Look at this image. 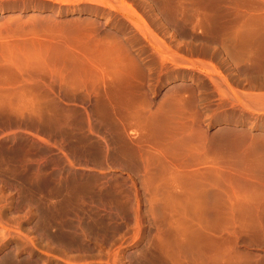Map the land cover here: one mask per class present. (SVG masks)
Wrapping results in <instances>:
<instances>
[{"label":"rangeland","instance_id":"rangeland-1","mask_svg":"<svg viewBox=\"0 0 264 264\" xmlns=\"http://www.w3.org/2000/svg\"><path fill=\"white\" fill-rule=\"evenodd\" d=\"M254 200L264 0H0V264H264Z\"/></svg>","mask_w":264,"mask_h":264},{"label":"bare ground","instance_id":"bare-ground-1","mask_svg":"<svg viewBox=\"0 0 264 264\" xmlns=\"http://www.w3.org/2000/svg\"><path fill=\"white\" fill-rule=\"evenodd\" d=\"M261 201H262V200H261ZM251 202H252V201H251ZM251 202H248V203H249L248 205H251V204H250ZM253 203H255V201H253ZM253 203H252V204H253ZM258 203H259V202H257V205H258L257 207H258V208H259L260 206H263V208H264V204H260V203L258 204ZM255 205H256V204H255ZM255 205L253 206L254 208L256 207ZM197 206H198V205H197ZM205 206H206V205H205ZM257 207H256V208H257ZM258 208H257V209H258ZM195 209H196V208H195ZM196 210H198V209H196Z\"/></svg>","mask_w":264,"mask_h":264},{"label":"crops","instance_id":"crops-1","mask_svg":"<svg viewBox=\"0 0 264 264\" xmlns=\"http://www.w3.org/2000/svg\"><path fill=\"white\" fill-rule=\"evenodd\" d=\"M254 201H255V203L251 202V203H250L251 205H249V206L253 207V206L256 204L255 206L257 207V206H258V205H257V201H256V200H254ZM252 203H253V204H252ZM259 203H260V202H259ZM259 203H258V204H259ZM247 204H249V203H247ZM260 204H261V203H260ZM256 207H255V208H256ZM257 208H258V207H257Z\"/></svg>","mask_w":264,"mask_h":264}]
</instances>
